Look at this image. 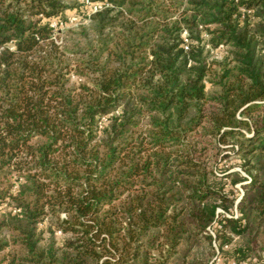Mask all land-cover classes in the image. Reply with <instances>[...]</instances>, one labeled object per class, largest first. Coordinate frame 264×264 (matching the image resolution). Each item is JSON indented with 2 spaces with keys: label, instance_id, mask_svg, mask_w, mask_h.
Wrapping results in <instances>:
<instances>
[{
  "label": "trees",
  "instance_id": "trees-1",
  "mask_svg": "<svg viewBox=\"0 0 264 264\" xmlns=\"http://www.w3.org/2000/svg\"><path fill=\"white\" fill-rule=\"evenodd\" d=\"M90 1L0 0V264H264V0Z\"/></svg>",
  "mask_w": 264,
  "mask_h": 264
},
{
  "label": "rangeland",
  "instance_id": "rangeland-1",
  "mask_svg": "<svg viewBox=\"0 0 264 264\" xmlns=\"http://www.w3.org/2000/svg\"><path fill=\"white\" fill-rule=\"evenodd\" d=\"M66 4L69 6V9H67L64 13V17L56 18L52 21L51 24H54L53 28V39L58 44H61L63 40L69 42H72L70 40H74L73 42L75 44H80V48L85 49L87 51L86 44L94 45L93 43V34H92V23L90 20L91 14H93L94 7L92 5L85 4L82 0H65ZM81 27H84L88 34V37L86 39L82 37L76 36L73 32L79 31ZM70 31V33H69ZM73 43H70L72 45ZM88 46V45H87ZM224 49L220 48L218 50H214L212 52L213 55L216 57H219ZM230 154L231 152H226ZM239 157L235 156L231 153L230 157L225 158L221 161L222 166H230L231 171H237L241 174L245 175L242 169L239 167ZM234 190L237 194L235 204L239 201L240 197L242 196L244 189L242 184H236L234 187ZM236 210H234L235 212ZM221 212V210H219ZM62 217H64L62 215ZM209 232L213 234V228H208ZM61 236L60 232H56V237L59 239ZM226 249V248H225ZM213 264H233V261L226 256L224 253H221L220 251H216V255L213 258Z\"/></svg>",
  "mask_w": 264,
  "mask_h": 264
},
{
  "label": "built area",
  "instance_id": "built-area-1",
  "mask_svg": "<svg viewBox=\"0 0 264 264\" xmlns=\"http://www.w3.org/2000/svg\"><path fill=\"white\" fill-rule=\"evenodd\" d=\"M85 4L92 5L94 7V11H97L102 8L100 4H93L90 0H82ZM54 27V24H51Z\"/></svg>",
  "mask_w": 264,
  "mask_h": 264
}]
</instances>
